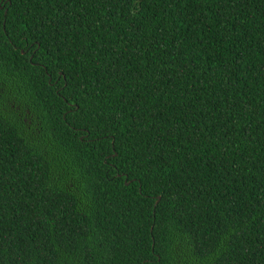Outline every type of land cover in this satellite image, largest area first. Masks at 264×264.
<instances>
[{
	"label": "trees",
	"instance_id": "obj_1",
	"mask_svg": "<svg viewBox=\"0 0 264 264\" xmlns=\"http://www.w3.org/2000/svg\"><path fill=\"white\" fill-rule=\"evenodd\" d=\"M0 264H264V0H0Z\"/></svg>",
	"mask_w": 264,
	"mask_h": 264
}]
</instances>
